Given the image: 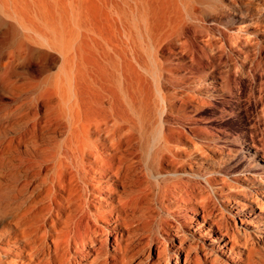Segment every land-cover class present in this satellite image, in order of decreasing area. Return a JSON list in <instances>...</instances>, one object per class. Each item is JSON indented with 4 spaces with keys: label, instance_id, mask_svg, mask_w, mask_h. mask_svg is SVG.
I'll return each mask as SVG.
<instances>
[{
    "label": "bare ground",
    "instance_id": "obj_1",
    "mask_svg": "<svg viewBox=\"0 0 264 264\" xmlns=\"http://www.w3.org/2000/svg\"><path fill=\"white\" fill-rule=\"evenodd\" d=\"M0 264H264V0H0Z\"/></svg>",
    "mask_w": 264,
    "mask_h": 264
},
{
    "label": "rangeland",
    "instance_id": "obj_2",
    "mask_svg": "<svg viewBox=\"0 0 264 264\" xmlns=\"http://www.w3.org/2000/svg\"><path fill=\"white\" fill-rule=\"evenodd\" d=\"M151 254L153 255V254H154V252H153V251H151Z\"/></svg>",
    "mask_w": 264,
    "mask_h": 264
}]
</instances>
